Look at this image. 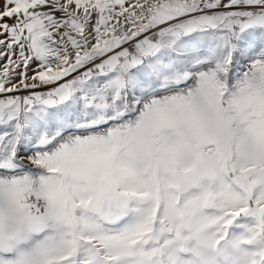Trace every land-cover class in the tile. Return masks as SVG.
<instances>
[{"label":"snow or ice","instance_id":"obj_1","mask_svg":"<svg viewBox=\"0 0 264 264\" xmlns=\"http://www.w3.org/2000/svg\"><path fill=\"white\" fill-rule=\"evenodd\" d=\"M0 264H264V0H0Z\"/></svg>","mask_w":264,"mask_h":264}]
</instances>
